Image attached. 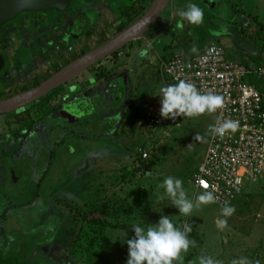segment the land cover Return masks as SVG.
<instances>
[{
  "label": "rangeland",
  "instance_id": "1",
  "mask_svg": "<svg viewBox=\"0 0 264 264\" xmlns=\"http://www.w3.org/2000/svg\"><path fill=\"white\" fill-rule=\"evenodd\" d=\"M241 4H245L242 7L247 11L234 12L225 3L223 10L212 12L204 3L197 2L204 12L203 23L190 24L189 36L202 46L209 42L220 44L233 60L258 64L264 59V0H242ZM152 76L136 99L142 113L160 98L159 89L167 85L162 74ZM107 112V108H102L97 113L105 116ZM101 120H86L89 123L85 137L96 140L84 141L82 145L77 140L66 143V148L53 152L52 160L46 156L40 160L37 170L32 158L39 160L40 156L14 158L23 174L15 182H9L8 175L5 178L4 191L16 193V197L0 205V264H126V241L134 236L130 227H102L74 220L72 209L68 211L60 204L16 202L20 186L26 184L24 177L36 176L44 168L48 169L49 184L70 182L73 171L84 166L78 162L72 165L67 160L69 154L73 156L76 152L82 158L81 163H86L89 157L92 165L101 169L91 183L86 182L88 186L70 197L79 211L95 215L103 212L131 227L133 223L143 227L155 225L161 216H169L181 229L185 222L190 223L193 230L189 239L196 243L187 253H182L183 264H199L202 254L223 264H231L233 259L241 257H247L252 264L256 261L264 264V176L243 185L241 195L230 204L236 211L227 217L225 229L217 227L216 221L224 217L214 203L203 205L185 217L169 199L157 200L158 195L164 194V189L157 186L167 176L181 179L190 199L203 192L194 190L191 179L206 150L212 116L186 118L172 126H144L135 129L133 135L120 136L116 135L118 124L113 121L105 124ZM197 135L199 140L195 139ZM144 151L149 171L142 176L133 169L136 157H141ZM25 197L21 195L19 201Z\"/></svg>",
  "mask_w": 264,
  "mask_h": 264
},
{
  "label": "flooded vegetation",
  "instance_id": "2",
  "mask_svg": "<svg viewBox=\"0 0 264 264\" xmlns=\"http://www.w3.org/2000/svg\"><path fill=\"white\" fill-rule=\"evenodd\" d=\"M152 1L66 0L61 9L18 12L0 26V100L38 86L71 61L128 27ZM199 1L212 12L223 10L225 3L234 12L247 11L242 7L245 5L241 4L242 0H187V3L186 0H169L143 36L29 104L0 113V205L16 197V193L7 194L10 192L6 193L3 188L6 175L9 182H15L23 174L14 163L15 157L40 156L39 160L32 158L37 170L40 160L45 156L52 160L53 152L66 148V143L77 140L82 145L84 141L96 140L85 137L87 119L100 122L104 119L105 124L113 121L119 126L117 136L133 135L135 129L145 126L144 113L139 110L136 99L148 86V77L162 74V62L172 53L187 55L192 53V47L200 51L205 46L193 42L187 21H183L182 29L176 27L180 21L176 11L184 9L189 2ZM249 4L256 9L252 2ZM141 51L145 52L144 57L139 55ZM102 108L108 109L105 116L97 113ZM74 155L78 159H74ZM73 156L67 157L69 163L78 162L84 168L73 171L70 182L49 184L48 169L44 168L36 176L24 177L26 184L20 186L16 202L64 205L68 211L72 209L74 220L88 222L86 219L91 212L87 215L79 211L70 197L88 186L86 182L91 183L101 169L94 167L89 157L86 163H81L78 152ZM148 171L147 159L136 157L133 172L144 176ZM71 188H75L74 191L71 192ZM21 195L23 198L26 195L23 201H19ZM8 209H4V213Z\"/></svg>",
  "mask_w": 264,
  "mask_h": 264
},
{
  "label": "built area",
  "instance_id": "3",
  "mask_svg": "<svg viewBox=\"0 0 264 264\" xmlns=\"http://www.w3.org/2000/svg\"><path fill=\"white\" fill-rule=\"evenodd\" d=\"M162 75L167 85L184 79L201 92L212 90L222 95L225 107L210 115L213 125L218 120L238 121L237 131L229 132L223 140L210 135L191 179L195 191H205L202 182L208 183V190L215 189L216 206L221 208L225 202L230 205L241 195L246 182L264 176V60L258 64L233 60L220 44L209 42L193 55L172 53L162 62ZM160 101L144 112L145 126H172L186 119L162 118ZM141 157L146 158L147 153L142 152Z\"/></svg>",
  "mask_w": 264,
  "mask_h": 264
},
{
  "label": "clouds",
  "instance_id": "4",
  "mask_svg": "<svg viewBox=\"0 0 264 264\" xmlns=\"http://www.w3.org/2000/svg\"><path fill=\"white\" fill-rule=\"evenodd\" d=\"M180 21L176 27L182 29L183 21L193 25L203 23L204 12L195 3L189 2L184 9H179L175 13ZM192 53H198V48L192 47ZM211 54V52H209ZM141 57L145 52L139 53ZM161 98L160 116L164 119L175 120L178 116L184 118L199 117L204 114H214L219 109L225 107V99L222 95L216 94L212 90L201 92L194 83L180 79L177 83L162 86L159 89ZM239 127L238 121L225 119L217 121L209 127L212 136H218L221 140L229 132H236ZM196 140L200 137L195 136ZM164 189L163 195H158L157 200L169 199L171 205L178 208L180 215L190 217L194 210H199L203 205L213 204L218 201L215 189L208 190L209 185L202 182L205 189L202 193L190 199L183 187V181L173 176H167L163 182L157 186ZM236 209L225 202L221 207V216L224 219L216 221L217 227L225 229L228 227L227 217L235 213ZM132 230L134 236L126 241L128 246V259L126 264H183L182 253H187L190 247L195 246V240L189 239L192 232V225L185 222L182 226L174 225L169 216H161L155 225L141 226L133 223ZM199 264H223L222 261L214 259L212 256L200 255ZM231 264H252L247 257L233 259ZM255 264H260L256 261Z\"/></svg>",
  "mask_w": 264,
  "mask_h": 264
},
{
  "label": "water",
  "instance_id": "5",
  "mask_svg": "<svg viewBox=\"0 0 264 264\" xmlns=\"http://www.w3.org/2000/svg\"><path fill=\"white\" fill-rule=\"evenodd\" d=\"M169 0H153L147 10L128 27L105 42L87 51L54 73L44 82L29 90L0 100V113L21 108L43 96L56 86L71 79L89 66L123 47L127 43L143 36V32L154 22ZM66 0H0V26L23 10L61 9ZM2 60L0 58V67Z\"/></svg>",
  "mask_w": 264,
  "mask_h": 264
},
{
  "label": "trees",
  "instance_id": "6",
  "mask_svg": "<svg viewBox=\"0 0 264 264\" xmlns=\"http://www.w3.org/2000/svg\"><path fill=\"white\" fill-rule=\"evenodd\" d=\"M88 216L86 219L88 222L101 225L102 227L121 228V229H127L129 227L131 228L130 224H127L125 222H121L118 220H113L111 217H109L107 214H105L103 212H100V215H92V213H91ZM131 230H132V228H131Z\"/></svg>",
  "mask_w": 264,
  "mask_h": 264
},
{
  "label": "crops",
  "instance_id": "7",
  "mask_svg": "<svg viewBox=\"0 0 264 264\" xmlns=\"http://www.w3.org/2000/svg\"><path fill=\"white\" fill-rule=\"evenodd\" d=\"M201 50H202V49H201ZM201 50H200V51H201ZM198 52H199V51H198ZM191 54L193 55V54H195V53H189V54H187V55H191ZM263 60H264V59H263ZM165 86H166V85H165Z\"/></svg>",
  "mask_w": 264,
  "mask_h": 264
}]
</instances>
